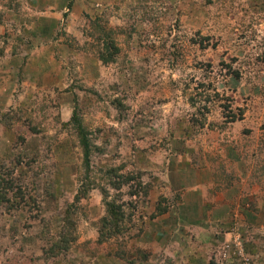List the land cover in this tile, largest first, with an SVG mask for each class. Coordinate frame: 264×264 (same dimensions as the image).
<instances>
[{"label": "rangeland", "instance_id": "374dc122", "mask_svg": "<svg viewBox=\"0 0 264 264\" xmlns=\"http://www.w3.org/2000/svg\"><path fill=\"white\" fill-rule=\"evenodd\" d=\"M0 51V178L20 201L0 208V264H264V0H0ZM100 188L123 212L102 240ZM69 202L76 238L50 260Z\"/></svg>", "mask_w": 264, "mask_h": 264}, {"label": "trees", "instance_id": "16d2710c", "mask_svg": "<svg viewBox=\"0 0 264 264\" xmlns=\"http://www.w3.org/2000/svg\"><path fill=\"white\" fill-rule=\"evenodd\" d=\"M87 25L88 28H90V30H88V34H90L91 38L93 39V46H95L96 48L94 51L96 58L102 63L112 62L119 49L114 39V29L108 27L106 24V20L100 17L88 18ZM199 44H201V46L199 47L202 50L206 49L207 47H209L210 49H212L213 47L215 48V45L217 43L216 41H213L209 44L207 42H205L204 44ZM88 46L91 47L92 44H88ZM220 63L225 64L222 60L220 61ZM225 65L227 69H230V65H228V63H226ZM227 74H231L232 78L239 77L238 71L235 69L228 71ZM74 103H76V106L72 108L68 120L73 127V131L76 134L78 143L81 147L83 162L87 165L90 144L88 142L86 128L82 125L80 111L77 108V100H75ZM116 172L117 168L111 167V175L116 174ZM106 173L109 174L108 172ZM129 180H131V176L120 174L118 178H116L115 180L112 179L110 181V185L117 190L122 184L128 183ZM11 186V179L0 178V208L3 210V212H7L10 208L15 210L20 204L19 200L11 202L7 197V191L11 188ZM83 192H85V190H83ZM100 192L102 194L104 213L98 219L99 226L97 228V238L99 240L101 238L102 240V238L106 236L117 234L120 232V228L118 227L121 220L123 219V212L120 204L116 203L112 199L105 198L108 195V192L105 188H100ZM128 193L132 195L131 192ZM75 196L78 197V194H76ZM74 208L75 206L71 202H69V206L65 208L60 219V226L56 231V234L54 235V239L48 241L44 249L46 258H49L50 260L57 258V255L62 252L61 250L63 249V251H65L70 246V243L75 240L76 222L72 215V213L74 212ZM161 211L162 209L158 210V212Z\"/></svg>", "mask_w": 264, "mask_h": 264}]
</instances>
